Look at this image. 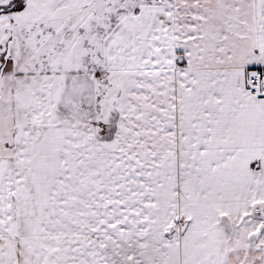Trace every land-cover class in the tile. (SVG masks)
I'll return each mask as SVG.
<instances>
[{"label":"snow or ice","instance_id":"obj_1","mask_svg":"<svg viewBox=\"0 0 264 264\" xmlns=\"http://www.w3.org/2000/svg\"><path fill=\"white\" fill-rule=\"evenodd\" d=\"M0 264H264V0H0Z\"/></svg>","mask_w":264,"mask_h":264}]
</instances>
